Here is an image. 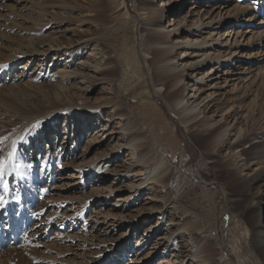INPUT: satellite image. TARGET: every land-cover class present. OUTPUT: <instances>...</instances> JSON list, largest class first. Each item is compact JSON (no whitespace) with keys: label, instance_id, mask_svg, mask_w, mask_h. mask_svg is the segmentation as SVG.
Here are the masks:
<instances>
[{"label":"rangeland","instance_id":"rangeland-1","mask_svg":"<svg viewBox=\"0 0 264 264\" xmlns=\"http://www.w3.org/2000/svg\"><path fill=\"white\" fill-rule=\"evenodd\" d=\"M195 61L175 88L165 68ZM113 109L141 161L96 157L122 143ZM263 131L264 0H0V264H192L193 243L264 264L235 189L264 176L259 149L247 162Z\"/></svg>","mask_w":264,"mask_h":264},{"label":"bare ground","instance_id":"bare-ground-1","mask_svg":"<svg viewBox=\"0 0 264 264\" xmlns=\"http://www.w3.org/2000/svg\"><path fill=\"white\" fill-rule=\"evenodd\" d=\"M150 21L152 23H156L158 20L156 18H151ZM170 50H172V48H167L165 50L163 49L162 52L164 54H168V53H171ZM28 53L29 54L34 53V51L33 50H26L24 52H21L20 54L26 55ZM12 59H14V57H12ZM203 66H204L203 62L200 63V62H196V61L194 63L193 62H186L185 64L181 65L180 67H179V65L173 64L169 68L166 67L164 73H167V71H168V73H170L171 71H177V72L181 73L180 75H178V78L176 79V81L174 83V87L176 88L180 85V82L182 81L181 78L184 75L190 76L192 74V72L200 70ZM224 82H227V79H224ZM180 88L181 87L179 86L177 89H180ZM181 91H183V89H181ZM182 102H183V100H180L179 104ZM105 105H106V103H104V106ZM99 108H100V106H98L96 108L94 107L92 109L80 108V109H74L72 111L65 110V111H63V113L53 116L49 121L51 123H53V122L58 120L59 116L64 115L67 118L69 114H70V117L71 116L78 117L77 115H79L81 113H82L81 115L84 114V116H90L91 114L94 116H99L101 114V108L100 109ZM182 108H183L182 109L183 111H188L187 107H182ZM37 110H40V107H38ZM190 110H189L190 112L195 111V108L193 107ZM32 112H33L32 109H27V110H24L22 114L24 115V113H27V115H29ZM23 117H26V116L24 115ZM113 117L114 118L116 117L115 120H118L117 127L115 129L119 130V132H118L119 138L118 139L122 143L114 144L113 146L110 147V149L103 151L101 154H99V156H96V157L101 158L103 156H106L107 155L106 151L108 154L116 155L115 154L116 150L118 148L123 147L124 149L129 150L131 153H133V154L135 153V155L139 158L138 161H141L142 158L145 157V155L143 154V150L147 146L146 141L144 140V138L137 136L136 130H135L134 126H132L131 122L126 121L125 118H122L118 114L117 110L113 109L111 111V115L109 116V119H111ZM228 118H230V117H228ZM228 118H225L224 121H226ZM105 127H106V125H105ZM105 127L103 129H105ZM107 131L108 130H106V132ZM250 135H251V132H249V129H248L247 133L246 134L244 133L243 139H249ZM101 136L102 135H98V137H101ZM100 139L97 138L96 140L95 139L89 140L87 142V146H86L85 150H87L89 147H94L95 145L96 146L100 145V143H101ZM254 139H257V141L255 142V143H257V145L254 148H250L249 151L247 152L250 156L252 155L251 157L248 158L247 162H250L253 159H255V157H254L255 156V149H259V151H261V153L264 154V131L261 133L260 137H254ZM16 154H19V152H16ZM97 158H96V160H97ZM143 166H144L145 170L147 169L146 173H145V178L147 179L146 181L154 180L157 177V175L155 173V170L157 169V167L150 168L148 163H144ZM263 182H264V176L262 174H258L255 176H251L250 178L243 179L241 182L235 184V189L237 191L244 192L246 194V211H247L246 218H247V221L249 222V224L252 228V240L256 246H258L262 249H264V229H261L262 211L256 207V204L259 202H264V188L261 189ZM110 192L113 193V191H110ZM193 244H194V248H193L194 250L192 251V253L190 255H188L189 256L188 260H190V262L192 264H211L206 259V257L202 254V252H199V246L196 243H193Z\"/></svg>","mask_w":264,"mask_h":264},{"label":"snow or ice","instance_id":"snow-or-ice-1","mask_svg":"<svg viewBox=\"0 0 264 264\" xmlns=\"http://www.w3.org/2000/svg\"><path fill=\"white\" fill-rule=\"evenodd\" d=\"M4 139H6V137L5 138H0V143H3ZM11 159H12V156L10 155L9 158H8V161L0 162V177L3 176L5 168H6L7 164L11 161ZM0 204H3L2 198H0Z\"/></svg>","mask_w":264,"mask_h":264}]
</instances>
